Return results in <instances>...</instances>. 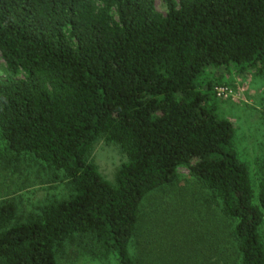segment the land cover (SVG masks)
Returning <instances> with one entry per match:
<instances>
[{
	"label": "trees",
	"instance_id": "1",
	"mask_svg": "<svg viewBox=\"0 0 264 264\" xmlns=\"http://www.w3.org/2000/svg\"><path fill=\"white\" fill-rule=\"evenodd\" d=\"M164 1L162 14L155 0H0V54L23 72L0 81L1 137L71 187L28 222L0 204V264H57L56 248L76 235L116 264H151L146 237L132 253L141 204L181 167L201 186L198 227L227 225L226 264L233 253L264 264V161L255 200L218 98L221 72L264 71V0ZM100 138L126 152L113 182L88 160ZM162 211L171 224L176 208ZM184 216L176 234L165 227L173 243L158 244L172 258L192 221Z\"/></svg>",
	"mask_w": 264,
	"mask_h": 264
},
{
	"label": "rangeland",
	"instance_id": "2",
	"mask_svg": "<svg viewBox=\"0 0 264 264\" xmlns=\"http://www.w3.org/2000/svg\"><path fill=\"white\" fill-rule=\"evenodd\" d=\"M155 5L158 12L164 14L167 11L164 0H155ZM112 11L116 17L115 11ZM219 76L224 84L218 89L219 114L234 125V149L239 159L247 165L253 197L256 200L264 161V71L242 74L221 72ZM22 77L23 72L12 73L8 70L0 54V81ZM126 159V152L119 144L107 143L102 138L92 144L88 154V160L96 166L100 175L110 182L114 181L118 167ZM200 187L198 181L181 167L173 184L148 194L141 204L140 222L132 253L142 251L143 238L146 237L152 242L149 254L151 264H226V254L222 253L234 252V248L226 244V239L223 238L224 233L228 235L227 225L221 223L217 229L209 227L215 225L214 219L209 215L205 216V224L209 228L204 229L196 224L197 217L205 211L200 209ZM196 191L197 203H194L191 196ZM70 194V184L62 171L49 167L33 155L13 153L0 134V204H14L17 210L14 222H28L40 216L46 206L68 198ZM166 207L176 208L171 224L163 218L162 210ZM215 207L216 204L213 208ZM186 210L192 217V221L187 223L189 227L182 226L188 227V236L179 239V253L172 258L173 250H161L158 244L173 243L174 237L165 231V227L173 226L176 234L177 227L185 218ZM260 232L264 242L263 224ZM236 254L233 253V261L230 264H238ZM56 262L116 264L114 256H104L94 240L83 235H76L58 246Z\"/></svg>",
	"mask_w": 264,
	"mask_h": 264
},
{
	"label": "built area",
	"instance_id": "3",
	"mask_svg": "<svg viewBox=\"0 0 264 264\" xmlns=\"http://www.w3.org/2000/svg\"><path fill=\"white\" fill-rule=\"evenodd\" d=\"M218 95H219V92H218Z\"/></svg>",
	"mask_w": 264,
	"mask_h": 264
}]
</instances>
